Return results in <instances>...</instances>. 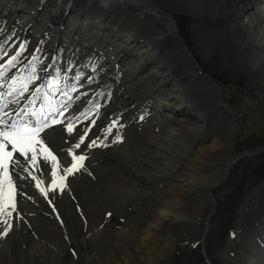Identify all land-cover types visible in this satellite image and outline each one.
<instances>
[{
    "label": "bare ground",
    "instance_id": "bare-ground-1",
    "mask_svg": "<svg viewBox=\"0 0 264 264\" xmlns=\"http://www.w3.org/2000/svg\"><path fill=\"white\" fill-rule=\"evenodd\" d=\"M85 1L89 4H84L82 10L75 12L70 0L66 5H62L61 0H58L54 6L44 0H0V64H5L8 69L3 79H6L8 75L16 77V80L10 79L7 86H2L4 80L0 79V120L4 121L3 124H0V128L14 121L32 123L35 117H32L31 113L35 111L39 115L43 112L40 118H47L50 128L46 129L41 136L46 145L53 150L58 162L62 158L66 159L64 165L66 167L70 160L72 163V156L69 158L70 155L66 149L69 144H67L68 140L69 142L77 140L91 126L90 123H87L91 111L88 110L90 103L93 99L98 98L96 103L99 106H105L102 108L104 109L103 117L98 119L94 126L92 141L86 134L85 141L81 142L75 152L76 156L84 157V167H78L77 170L70 173L71 175L63 174V188L50 187L53 177L48 171L52 173V162L45 160L38 147L35 163L26 164L23 158H20V166L10 168L16 185L17 206L19 208L27 207L26 209L36 212L37 206L35 207L34 201L40 196H35V192L43 188L45 193L51 195L55 207H59L61 213H58L62 215L63 226L66 228L65 219L71 218L72 209V201L67 198L69 188L72 192L80 194L87 191V195L98 196L108 205L120 204L119 199L122 198L135 197V200L138 201L147 197L146 206H144L149 219L153 221L138 220L137 213L134 212V221H131L128 226L136 228L133 250L138 252L154 246L155 256V253L159 252L155 244L161 240L154 237L157 227H161L163 223L168 226L167 234L162 239L164 244L160 249L161 252L170 242L171 230L174 226L180 227L184 223L183 221L195 223L197 220L195 217L193 219L188 217L190 212L180 210L183 200L181 201L176 195L177 192L174 193V191H180L182 188L195 197L193 198L196 200L194 214L197 211L201 213L203 208L201 204L205 197L208 198L209 204L203 217L202 224L204 225L199 230L197 239L190 240L183 248L197 264H217L211 254L206 251L204 238L210 234V216L218 210L217 193L227 183L224 179L225 174L233 167L236 160L238 161V155L235 156L231 148L237 130L236 118L229 114L231 111L229 108L220 103L218 86L201 70L199 63L195 60L196 57L194 58L193 51L185 45L183 38L177 33L176 22L172 16L173 13L171 14V12L186 13L192 16V24L198 23V16L202 15L204 10L201 3L204 4V2L201 0ZM94 1L100 8L93 7ZM204 1L206 2V0ZM211 1L214 2V11L216 8L222 9L216 0ZM229 1L231 3L229 10L215 11L213 13L216 17L211 19L216 26H220L219 33L226 38L225 42L228 48V59H226L230 58L234 62L232 45L235 44L243 54L245 63H243V67L241 66L242 70L247 73L255 72L254 69L260 71L264 64V53L257 49V52H253L254 54L250 57L247 54L250 44L245 42L244 34L237 28V18L240 16L244 18V21L246 20L257 27L259 22L258 6L252 0H245L242 3L235 2V0ZM113 5H118L120 8L137 14L143 28L149 31V34L156 36L155 38L160 42L158 53L155 51L156 49H152L154 46L152 48L142 46L140 41L135 40L129 34L123 38L102 24V19L109 12L106 11V8ZM88 13H95L96 17L87 16ZM199 40L197 47H201ZM21 43L25 47L16 59L15 66L18 69L15 70L13 69L14 62L9 66L7 61L9 57L16 55ZM54 50L63 51V53L57 57L53 54ZM38 51L42 52L39 56H37ZM44 54H48V56ZM155 54H159L161 58L155 59ZM49 55L55 61L49 70L53 74L52 82L49 83L47 89V93L51 97L49 98L46 94L45 102L50 107L56 105V108L43 111L38 104L39 99L31 97V94L33 88L38 84L40 75L49 73V71L41 73L48 63ZM204 57L206 56L204 55ZM29 61H35L39 67L45 64V67L39 68L31 63L27 68L24 64ZM53 66L60 67L59 76H54L56 72ZM3 70L0 69V71ZM33 73L36 79L28 78V76L32 77ZM25 83H29L26 90L23 87ZM256 83L258 89L255 92L264 93V78L256 80ZM185 86L192 89L188 98H184ZM37 89L38 86L34 88V91ZM202 93H206L211 98L209 108L205 106ZM27 100H29V104L25 109L21 105ZM192 105L199 109L203 108L207 112L212 111L216 118H219V123L225 127L222 138L217 140L221 155L213 163L208 162L207 167L212 170V173L206 177L178 180L171 171L168 172L166 169V165L171 162L166 156H169V152L177 150L175 145L169 142L172 133L179 132L183 141L190 140L192 142L202 128L198 110H195ZM60 113L63 114L60 115ZM221 117L222 121H220ZM53 119L59 123L52 125ZM69 123L73 126L72 132L67 131ZM104 129L105 131H103ZM93 141L95 144L88 147ZM217 142L213 140V146ZM112 143L114 144L113 151L104 150L105 147H111ZM200 143H195L196 152L202 150ZM18 155V153H14V158ZM30 156L31 154H29V158ZM139 164L149 167L153 175H145L137 169L135 170ZM23 168H27L28 172L22 171ZM60 169H57V174ZM42 171L43 173L40 174ZM63 172L65 173V171ZM49 175L52 178H49ZM38 182L39 187L37 186ZM171 187H174L175 190H172ZM153 196L158 198L153 199ZM257 196V193L251 194L253 200ZM81 197L83 199V196ZM38 202L40 203V201ZM131 203L132 206L135 205L132 201ZM10 211L11 215L0 214V232H4L7 228V232L0 235V240L3 238L0 241V264H71V256L69 257L68 253L64 251V254H58L54 251L55 245L58 243L65 245V243L60 239H55L56 236L53 232V238L51 231L45 232L46 236L39 234L41 237H34L30 232L31 227L23 224L24 221L17 218V210L10 209ZM23 212L25 211L23 210ZM31 222L35 227L37 226L35 221L29 223ZM89 225L88 223V227ZM233 228L236 226H232ZM66 229L64 230L67 231ZM126 230L128 229L126 228ZM248 233H253V241H257V247L253 249L255 252L251 256V260L245 259L244 262L264 264L263 231H259L260 235H257L255 230ZM248 233L244 234L246 238L249 237ZM68 240L71 243V234ZM130 245H132L131 242ZM244 246L246 245L244 244ZM193 248L195 249L193 250ZM127 254V252L121 254L120 261L117 260L118 258H113L114 262L109 264L126 263L129 257ZM154 258L156 259L154 264L168 263L167 260H163L164 257L162 259ZM104 259L109 260L108 257ZM84 264L103 263L92 258L85 260Z\"/></svg>",
    "mask_w": 264,
    "mask_h": 264
},
{
    "label": "rangeland",
    "instance_id": "rangeland-1",
    "mask_svg": "<svg viewBox=\"0 0 264 264\" xmlns=\"http://www.w3.org/2000/svg\"><path fill=\"white\" fill-rule=\"evenodd\" d=\"M68 1L69 0H61V3L62 5H66ZM70 1L75 8V12L82 10L84 4H89L85 0ZM201 1L204 2V4L201 3L204 10L202 12V15L200 14L198 16V23L195 22L194 24H192V16L189 14L176 12H171V14L173 13L172 16H174L173 18L176 22L177 33L183 38L185 45L193 51L194 58L196 57L195 60L199 63L201 70L204 72V74H207L210 77L211 81L215 83L216 86H218L220 103L224 107L229 108L231 110L229 111V114L236 118L237 130L235 132L233 147L231 148L233 154L235 156L238 155V161L236 160L233 167L225 174L224 179H226L227 183L217 193V197L219 199L217 200L218 210L210 216V234L204 238V242L206 251L211 254L212 258L217 264H225L226 262L228 264H247L248 262L246 263L244 262V260H251V256L255 252V250L253 249L257 247V241H253V233L248 232H253L255 230V233H257V235H260L259 231H263L264 233V93L255 92L258 89L256 80L264 78V64L263 66H261L262 69H260V71L254 69L255 72L253 73H247V71L244 72L242 70V67L244 66L243 63H245L242 56L243 54L242 52L240 53L236 45L232 42L231 44H233L232 49L234 51V62L230 58L229 60H227L228 48L225 42L226 38L223 36V34L221 35L219 33L220 26H216L211 21V19L216 17L213 12H222V10L227 11L229 10L231 3H229V0H216V2L219 3V6H221L222 9L216 8V10L214 11V2H210V0H206V2L204 0ZM237 1L242 3L245 0H235V2ZM252 1L258 6L259 9H257V14L259 16L257 27L256 25L254 26L246 20L244 21V18L241 16L237 18V28H239L242 34H244L243 36L246 40L245 41L243 39V41L250 44L248 47L249 50L247 49V54L250 57L257 51L264 53V0ZM44 2L50 4L51 6H54L56 5V3H58V0H44ZM95 6L97 7L98 5L94 1L93 7ZM97 8H100V6ZM106 11L109 12L108 15L105 14L104 18L102 19L103 25H106L113 31L117 32L123 38L129 34L132 38L134 37L135 40L140 41V45L147 47L149 46L151 48L154 46L152 49H156V52L159 50L160 42L157 38H155L156 36H154L153 34H149V31L143 28V24L139 20L137 14L132 11L120 8L118 7V5H113L106 8ZM91 15L92 17H96L95 13L87 14V16ZM203 24L205 25V27ZM48 39L50 40V37H48ZM198 40L201 47H197ZM196 47L197 49L194 50ZM41 53L42 52L38 51L37 56H39ZM62 53L63 51H53V54L57 57ZM44 55L48 56V54ZM204 55L206 57H204ZM154 57L155 59L161 58L159 54H155ZM48 59L49 60L46 67L45 64L39 67L35 61L26 62L24 65H26L28 68L29 64L32 63L39 68L45 67V69L41 73H46L50 70L51 65L55 61L51 59L50 55ZM15 64L16 60L14 61L13 69L17 70L18 68H16ZM5 68L6 70H3V75H0V79H3L8 72L6 66ZM53 68L56 72L54 76H59L60 67L53 66ZM12 78L13 75H8L6 79H3L4 81L2 86H7L8 82L10 81V79L12 80ZM28 78H31V76H28ZM52 79L53 74L51 73V71H49L47 75H40V79H38L39 81L36 85L38 86L39 90L34 91V88L36 86L32 90L31 97L39 99L38 104H40L43 111H48L51 108H56V105L50 107V105L45 102L46 94L49 98L51 97L50 94L47 93V89L49 87V83L52 82ZM214 80H216L217 82H215ZM25 85H27L28 88L29 83H25ZM188 87L189 86H185L183 90L184 98H188V96L192 92V89ZM202 95L205 99V106L209 108L211 105V98L206 93H202ZM97 100L98 98L93 99L90 103V108L88 109L91 111L89 113L87 123H90L91 126L85 132L90 139L93 137L95 124H97L98 119H101V117H103L104 115V109L102 108H105V106H99V104L96 103ZM28 104L29 100L25 101L21 105V107L24 106V108L26 109L28 107ZM73 106H75V104H73ZM192 107L195 108V110H198L199 118L202 121V128L200 129L194 140L192 142L190 140L183 141L180 137L179 132L172 133L169 140L170 143L175 145L177 150L175 152H169V156H166V158L171 160V162L166 165V169L168 170V172L171 171L174 174L175 178H177L178 180H188L191 179V177L196 178L200 176L201 178L203 176L206 177L207 175L212 173V170L208 169L207 164L211 162L213 163L214 161H216V158L219 159V156L221 155V150L219 149L217 140H220L222 138V135L225 133V127H223L219 123V118H216L215 114L212 111L207 112L205 109L201 108V110L199 108H196L194 105H192ZM222 119L223 118L221 117L220 121H222ZM221 127L223 128L220 129ZM103 131H105V129ZM82 135L85 138V133H83ZM213 140L217 142V144L214 146ZM201 141L202 143H200ZM76 142L80 145L82 141L80 140V138H78L77 140H73L72 142H69V140L67 142V144L69 143L68 147H66L67 151L71 149V155L69 158H71V156H76L75 152L78 148L71 147L73 145H76ZM196 142H199L201 144V151L196 152ZM138 144L139 143L137 141V146ZM208 147L209 149H207ZM112 148H114L113 143L111 144V147H105L104 150L107 149L113 151ZM65 162V158H62L58 162V168L62 169L58 171V177L63 176V174L65 175L63 171L71 165L70 160L69 164L64 167ZM98 163L100 165L99 161ZM84 165L85 161L83 160V163H80L79 167L82 168L84 167ZM94 165L96 164L94 163ZM136 169L142 174L149 176L153 175L149 167H146L145 165L139 164L135 167V170ZM48 172L50 175L52 174L50 171ZM41 173H43V171L40 172V174ZM51 176L49 178L53 177ZM206 183H208V181ZM171 188L172 190H175L173 189L174 187ZM181 189L182 188H180V191H174V193L177 192L176 195L179 197V199L181 201L183 200L181 202L182 208L180 210L188 213L190 212L188 217H190L191 219L195 217V220H197L195 221V223H185V221H183L184 223H182L180 227L174 226L173 230H171L170 242L162 249L161 252L160 249L164 244L162 239L167 234L168 226L163 223L161 224V227H157L154 237L161 240L155 244L156 247H158L157 250L159 251L155 253V256L153 249L154 246L147 248L146 250H139L138 252L133 250L132 246L133 239L136 236V228L128 226L131 221H134L135 213H137L136 215L138 216V220L148 219V222L153 221L149 219V215L145 208L147 197L143 198L142 200L139 199L140 201L135 200V197H132L130 199L122 198L119 199L120 204L108 205L107 203L100 200L98 196L87 195V191H83L84 193L82 192L81 195L80 193L72 192L71 188H69V196L67 198L72 201V209L71 218L67 217L65 219V226L67 229L63 226V218L62 215H59V213H61L59 207H55L54 200H52L51 195H49V193H45L44 191L42 192L41 190H37L35 192V196L41 197V199L40 197H37L34 201L35 207L37 206L36 212L30 211V209H26L27 207H22L23 209L19 208L17 204L15 209L18 212V216L23 213L21 214L22 216H17V218L23 220V224L31 227L30 232L34 235V237L36 236L39 238L42 235L46 236L45 232L47 233L51 231L52 238L53 232L56 236L55 239L62 240L65 245L58 243L57 245H55L54 251L58 254H64V251L65 253H68V256H71V264H84L85 260H91L92 258L100 260L103 264H109L110 262H114V259L117 258V260L120 261L121 259L119 258V256L124 252H127L129 254H127V257H129L128 261L126 263L122 262V264H154L156 260L154 257H157V259H162L164 257L163 260H167V264H194V260L190 258L191 256H188L184 248L185 244H187L190 240L194 238L197 239V234L204 225L202 224L204 221L203 217L206 214V209L208 210L209 207L208 198L205 197V199L202 200L201 205H203V208L201 210V213L197 211V213L195 212L196 214H194V203L196 202V200L193 198L195 197L189 194L187 190L182 189V191ZM204 190L202 191L203 193L205 192ZM253 193L258 194L255 200H253L251 197V194ZM81 196H83V199H81ZM156 198L158 197L153 196V199ZM50 200L53 202L51 203ZM38 201H40V203ZM131 201L135 204L134 206H132ZM54 208H57L58 210ZM23 210L25 212H23ZM38 217H42L43 219ZM30 221H35L38 227H35L32 222L29 223ZM88 223L90 224L89 227ZM184 224L185 226H183ZM234 225L236 226V228L232 229V226ZM33 227L34 229H32ZM40 227L41 229L39 230ZM86 227H88L87 230ZM257 227L259 228V230ZM126 228L128 230H126ZM245 228H247V231L250 229V231L247 232ZM64 229H66L67 231H65ZM245 233H248V236H251L252 238H246V235L244 236ZM70 234L71 243L68 240ZM2 240L3 238H1L0 241ZM130 242L132 245H130ZM244 244L246 246H244ZM194 249L195 248H193V250ZM79 256H82L84 258ZM107 257L109 258V260L104 259ZM179 259L183 260L179 261Z\"/></svg>",
    "mask_w": 264,
    "mask_h": 264
},
{
    "label": "snow or ice",
    "instance_id": "snow-or-ice-1",
    "mask_svg": "<svg viewBox=\"0 0 264 264\" xmlns=\"http://www.w3.org/2000/svg\"><path fill=\"white\" fill-rule=\"evenodd\" d=\"M24 47L25 45L21 43L20 49L17 51L16 55L9 57L7 61L9 66H11L12 63L17 59L20 51H22ZM0 69L6 70L5 64H0ZM0 75H3V71H0ZM31 79H36L34 73ZM13 80H16V77H13ZM23 87L27 89V85H23ZM38 90L39 89H37V91ZM62 114L63 113H60V115ZM42 115L43 112L38 115L35 111H33L31 116L35 117L34 122L29 123L21 121L17 123L14 121L11 124L5 125L3 128H0V214L11 215L10 209L14 210L16 207V185L13 181L10 168L19 167L20 158H23L24 163L26 164L35 163L37 159V147L39 148L40 154L44 156L45 160H50L53 165L52 176L54 178L50 187H64V177L61 176L57 178V157L53 154V150L48 145H46L44 139L41 136V134L44 133L46 129L50 128L48 119L40 118ZM3 123L4 121L0 120V124ZM57 123H59V121L55 119L52 120V125ZM67 131H73V126L70 123L67 125ZM80 140H84L83 135L80 137ZM93 144H95V141L88 145V147L93 146ZM79 146V143H77L73 147L78 148ZM68 152L69 155H71V149H69ZM14 153H18V157L14 158ZM29 154H31L30 158ZM83 160V156H72L71 165L64 170L65 175L77 170ZM22 171L28 172V169L23 168ZM33 179H35V177H33ZM37 186L39 187V182ZM41 191L43 192L44 189L42 188ZM8 227H10V225H8ZM6 232L7 228H5L4 232H0V235L5 234Z\"/></svg>",
    "mask_w": 264,
    "mask_h": 264
},
{
    "label": "water",
    "instance_id": "water-1",
    "mask_svg": "<svg viewBox=\"0 0 264 264\" xmlns=\"http://www.w3.org/2000/svg\"><path fill=\"white\" fill-rule=\"evenodd\" d=\"M215 82H217L216 80H214ZM210 223V222H209Z\"/></svg>",
    "mask_w": 264,
    "mask_h": 264
}]
</instances>
